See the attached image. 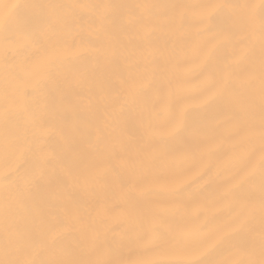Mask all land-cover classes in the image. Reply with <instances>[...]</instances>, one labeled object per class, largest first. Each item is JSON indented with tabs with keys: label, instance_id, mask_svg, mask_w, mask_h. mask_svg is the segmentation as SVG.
<instances>
[{
	"label": "snow or ice",
	"instance_id": "1",
	"mask_svg": "<svg viewBox=\"0 0 264 264\" xmlns=\"http://www.w3.org/2000/svg\"><path fill=\"white\" fill-rule=\"evenodd\" d=\"M78 13L81 18L90 16L92 23L100 25L101 34L110 39L118 31H137L145 33L149 26L152 31L148 36L156 35L173 27L177 18L185 25L193 19L206 23L204 31L213 32L222 38L227 49L228 41L243 34L240 41L251 42V50L242 69L244 82L238 85L236 80L223 73L235 69L237 65L221 66L220 74L209 85L210 103L215 105L221 115L227 119L218 120L213 129H201L202 132H221L226 139L242 137L240 144L248 145L247 155L242 161V170L249 169L241 176L227 193L232 198L231 218L227 230L217 234L214 230L200 237L201 242L214 238V245L207 255L197 260L196 264H264V0L259 3L230 0L227 3L193 4L187 2L130 3V4H68L28 0L25 3L0 2V43L3 45V116L8 129V116L11 107H17L23 114L28 108L19 93V82L26 79L38 83L51 79L71 81L76 74H83L86 59L107 58L110 60L111 74H105L97 84L108 89L103 105L110 111L98 113L101 120L109 125L114 118L123 114L128 99L117 82L128 73L119 68V59L123 49L118 48L108 56L100 42L85 32L73 33L68 26L69 16ZM128 17V20L124 18ZM191 37H186L190 39ZM144 41L141 40L142 44ZM170 39L165 41V48L171 47ZM22 46L30 55L22 66L15 63V56L10 55L14 47ZM258 49V55H257ZM175 54V49H172ZM235 55V53H232ZM131 59L130 56H124ZM142 67L137 63L135 68ZM235 75V71L232 73ZM15 85V91L12 87ZM155 84L150 85L155 87ZM243 87V92H241ZM243 97L240 103L239 97ZM69 104H74L71 98ZM99 107V106H98ZM61 113L52 104L42 115L32 113L22 132V139H10L5 135V154L11 147L21 154L25 162L39 158L47 147L42 143L51 139L47 130L57 123ZM225 126H229L226 128ZM171 138L161 137L146 142H137L134 146L125 144L120 150L106 143L103 138L85 137L90 147L75 158L63 157L67 173L57 184L55 197L45 198L46 211H36L32 191V173L25 164L0 174L3 196L0 201V264H139L138 261L123 259L120 255L124 245L144 247L145 250L167 248L188 242L182 239L186 231L196 225L199 217L176 218L158 210L154 201L144 199L137 191L133 177H119L125 152H134L130 157L142 165L154 163L166 156L179 158L182 154L195 153L199 148L198 136L189 133L188 126L177 127ZM259 142V164L249 168L256 155V142ZM51 158L46 163L51 164ZM211 172L209 168L205 175ZM167 175L175 176V170H167ZM84 176L92 185V191L98 197L111 201H120L129 209V227L121 234L110 226L109 217L90 208L75 199L74 184L76 176ZM203 179V177H201ZM211 179L206 187H212ZM192 185L179 187L166 194L171 197L196 199L204 195V189L191 190ZM63 205L65 211H59ZM120 207L121 203H116ZM72 215L80 224L82 238L71 245L63 243L62 229L66 217ZM260 218L261 229L255 235L252 221ZM30 221V228L22 229L21 221ZM116 227H121L117 225ZM201 229L207 224L199 225ZM109 233H112L110 236ZM175 234V235H174ZM46 252H54L51 258H43ZM240 257V258H237Z\"/></svg>",
	"mask_w": 264,
	"mask_h": 264
},
{
	"label": "bare ground",
	"instance_id": "2",
	"mask_svg": "<svg viewBox=\"0 0 264 264\" xmlns=\"http://www.w3.org/2000/svg\"><path fill=\"white\" fill-rule=\"evenodd\" d=\"M0 2L25 3L28 0ZM44 2L205 4L227 3L230 0H44ZM252 2L259 3V0ZM68 26L73 33L82 31L100 42L108 56L115 53L118 48L123 49L119 68L128 73L129 79L125 82L123 77H118L117 82L128 99L127 107L123 114L114 118L111 125L100 119L98 113L110 111L103 105L108 89L100 84L94 88L93 82L102 80L106 73L111 74L110 60L91 58L83 61L84 73L76 74L71 81L51 79L38 83L26 79L19 82L18 95L24 101L23 107L29 111L22 114L17 107H11L8 116L9 127L6 130L3 116L4 50L0 43V174L22 163L25 164L32 173L34 203L38 205L36 211H46L45 198L49 196L56 198V186L67 173V165L62 162V158H75L88 149L90 146L85 143V137L92 135L93 139L103 138L106 143L123 150L125 144L134 146L137 142H146L153 138H171L177 127L187 125L189 133L198 136L200 140L195 153L182 154L179 158L166 156L155 160L154 163L142 165L130 159L135 155L134 152H125L120 172L116 177L117 184L120 176L133 177L138 181L136 187L141 196L148 201H154L158 210L167 215L176 218L199 217L196 225L182 237L188 242V246L180 244L145 250L144 247L124 245L121 247L120 255L123 259L138 261L139 264H196L197 260L207 255L215 243L214 238L201 242L200 237L214 230H219L217 234L227 230L233 203L227 193L249 170H242V161L247 155L248 145L234 147L240 144L242 137L228 140L226 132L221 134L218 131H201L204 128L213 129L218 120L227 119V116L221 115L219 109L210 103L211 91L208 89L211 82L220 74L221 66L228 64H235L237 67L223 74L236 80L238 85H243L242 69L247 64L246 57L251 50V42L241 43L243 34H239L228 41L225 50L222 38L213 32L204 31L207 24L200 23L198 19H193L190 24L185 25L177 18L171 29L162 32L157 30L156 35H147L152 31V26H149L143 34L137 31H118L110 39H105L101 34L100 25L92 23L90 16L81 18L80 14L73 13L69 16ZM189 36L191 38L186 39ZM168 39L172 44L171 47L165 48V41ZM141 40L144 41L142 44ZM172 49H175L174 55ZM9 54L15 56L16 65L22 66L30 51L18 46L12 48ZM124 56H130L131 59H125ZM137 63L142 64L138 70L135 68ZM233 71L235 75L232 74ZM152 84L156 86L150 88ZM12 91H15V85ZM69 98L75 103L69 104ZM238 99L240 103L243 102L242 96ZM52 104L57 106L61 115L57 123L47 130L46 135L51 139L42 142L47 147L39 154V158L29 159L26 163L21 154L11 147L6 156L4 147L6 131L10 139H22V135L13 134L22 132L32 113L42 115ZM255 148L256 155L251 160L249 168L259 164L258 141ZM49 158L53 161L51 164L46 163ZM209 168L211 172L205 175ZM169 169L175 170L178 174L167 175ZM210 179L214 182L209 188L206 185ZM72 183L75 199L106 214L110 219V226L115 228L117 234H121L129 227V209L126 205L103 196L98 197L84 176L74 177ZM187 184L192 185L189 191L204 189L205 194L196 199L157 195L174 192ZM2 196L3 185L0 184V201ZM116 203H121V206L116 207ZM59 211H65L63 205ZM203 224H207V227L201 229L199 225ZM117 225L121 227H116ZM30 226L29 220L22 219V229L27 230ZM252 227L258 236L261 229L258 216L252 221ZM61 231L65 245H71L82 238L80 224L72 215L66 217V224ZM54 254L46 252L43 258H51Z\"/></svg>",
	"mask_w": 264,
	"mask_h": 264
}]
</instances>
